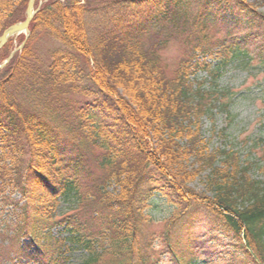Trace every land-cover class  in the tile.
I'll return each mask as SVG.
<instances>
[{"label": "trees", "instance_id": "trees-1", "mask_svg": "<svg viewBox=\"0 0 264 264\" xmlns=\"http://www.w3.org/2000/svg\"><path fill=\"white\" fill-rule=\"evenodd\" d=\"M27 3L8 15L0 34L24 20ZM220 24L249 32L213 40L208 31ZM29 32L0 70V142L16 157L10 177L21 198L3 199L16 214L7 241L18 237L0 264H67L75 251L79 264H157L156 243L144 232L155 196L186 208L153 237L176 264H192L188 248L201 220L186 215L195 195L185 186L204 171L212 199L196 200L211 231L237 242L245 264H264V181L246 178L234 155H206L199 134L201 118L217 106L226 113L228 95L216 81L228 65L256 61L264 72V17L242 0H48ZM40 34L57 44L46 58L35 47ZM173 36L184 52L169 71L159 51ZM213 53L214 65L203 62ZM81 55L95 72H84ZM200 72L210 86L195 79ZM192 156L200 165L189 175L182 164ZM110 184L119 188L115 195L106 191ZM60 201L78 208L56 221ZM24 238L35 247L21 246Z\"/></svg>", "mask_w": 264, "mask_h": 264}, {"label": "rangeland", "instance_id": "rangeland-1", "mask_svg": "<svg viewBox=\"0 0 264 264\" xmlns=\"http://www.w3.org/2000/svg\"><path fill=\"white\" fill-rule=\"evenodd\" d=\"M48 0H36L34 9L38 7V3L44 4ZM245 4L250 5L262 17H264V0H242ZM22 0H0V29L3 27L8 15L13 11L16 12L21 7L19 4ZM151 6V5H150ZM191 13L193 11V4L189 6ZM26 11V10H25ZM25 15V13H24ZM246 26L239 25L230 29L225 25L220 24L215 28L208 31L211 38L222 40L226 34H231L232 37H241L248 33ZM154 36H152V39ZM231 37V38H232ZM167 43L166 47L159 51V56L162 63L169 71H172L178 65L184 52V44L181 43L180 36H173ZM24 39L23 35L13 37L11 41V50L17 48L21 41ZM152 42V41H151ZM57 46L54 41L40 34L35 42V47L39 55L46 58L47 51ZM18 49V51H20ZM7 54V53H6ZM9 56V54H8ZM4 53L0 54V65H2L8 58ZM217 59L216 54L207 56L203 62L212 63L214 65ZM201 60V61H202ZM256 61L249 67H244L238 64L228 65L221 77L216 81V88L219 92H227L228 106L224 113L220 107H216L211 111V116H206L200 119V138L205 146V154L212 155L215 152L223 151L238 158L239 164L242 168H248L246 178L256 181H264V72L258 67ZM80 65L84 72H95V68L90 61H87L85 55L80 57ZM6 66V64H5ZM4 66V67H5ZM3 67V68H4ZM1 70V69H0ZM205 73L200 72L195 76V79H206V85L209 84V77ZM107 84V83H106ZM109 84V83H108ZM109 86V85H108ZM116 95H120V90H115ZM220 105V104H219ZM221 106V105H220ZM150 144L154 146V140L150 139ZM257 143V144H256ZM254 144L257 147L254 148ZM0 142V256L8 254L13 251V247L17 242V235L13 236L12 242L7 241L11 236L10 225L16 220V214L11 207L6 208L4 200L6 201H19L21 198L16 194L12 184L10 175L18 170L16 161L13 160L10 153L6 150ZM11 157V158H10ZM221 157H217L215 162L220 163ZM215 163V165H217ZM199 163L195 157L187 158L182 164V170L186 174L193 175L199 170ZM15 170V171H13ZM97 176L99 172L95 167L92 168ZM208 172H200L194 177L189 179L185 189L194 194V198H189L191 203L190 209L186 215L197 217L201 220V228L195 231V238L197 241L188 250L191 252L190 258H193L192 264H245V254L239 249L237 242L231 241L229 237L219 229L211 231L208 225L210 221L207 212L204 208L198 206V201L201 199H212L211 193L205 186V176ZM13 182V183H12ZM119 188L114 184L107 187V193L115 195ZM188 198V197H186ZM201 198V199H200ZM89 199H91L89 197ZM197 199V200H196ZM204 202V200H203ZM58 209L55 212V220L59 221L64 216L75 212L78 205L74 201L59 202ZM194 208V209H192ZM196 208V209H195ZM186 208L171 207L166 199L155 196L151 199L147 210V216L150 218L149 223L146 225L144 232L146 236H152L153 242L156 243L154 251L157 256H160V261L157 264H176L169 254L168 249L161 239L153 237L158 232L166 228V224L177 218L181 213L185 212ZM17 212V211H16ZM58 228L52 230L57 231ZM9 242V244L7 243ZM12 244V248H11ZM21 246H30L34 248L32 242L29 243L28 239H19ZM187 252V259L189 253ZM80 253L74 252L67 264H79ZM185 260V261H186ZM187 262V261H186ZM2 264H34L32 262H25L18 260L2 262Z\"/></svg>", "mask_w": 264, "mask_h": 264}, {"label": "water", "instance_id": "water-1", "mask_svg": "<svg viewBox=\"0 0 264 264\" xmlns=\"http://www.w3.org/2000/svg\"><path fill=\"white\" fill-rule=\"evenodd\" d=\"M34 3H35V0H28L26 12H25V19H24L23 22H20V23H16L14 25H11L10 27H8L6 30L3 31V33L0 36V48L10 38H12L14 36H18L20 34H25V40L27 39L28 34H29V32H28V26H29V24H30V22H31V20H32V18L34 16V14L38 11V9H39V7L41 5V3L39 2L38 7L36 9H34ZM13 53L10 54V56L4 62V64H6L11 59V57L13 56ZM4 64H2L0 66V68H2L4 66Z\"/></svg>", "mask_w": 264, "mask_h": 264}]
</instances>
